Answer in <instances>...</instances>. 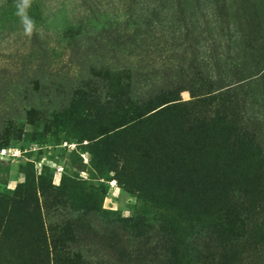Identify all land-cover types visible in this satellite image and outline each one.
Returning a JSON list of instances; mask_svg holds the SVG:
<instances>
[{"label": "rangeland", "instance_id": "1", "mask_svg": "<svg viewBox=\"0 0 264 264\" xmlns=\"http://www.w3.org/2000/svg\"><path fill=\"white\" fill-rule=\"evenodd\" d=\"M209 1L179 0L185 11L179 20H202L203 14L214 8L215 4L206 7ZM223 2L226 25L236 28L237 17L242 21L239 28L249 34L247 43H240L236 49L247 60L245 64L238 62L240 70H236L246 78L264 64V0H218L220 5ZM122 4L134 8V14L131 16V9L126 8L118 12ZM156 5L159 9L154 13ZM168 7L163 0L158 4L156 0H32L27 14L35 26L27 35L17 15L16 0H0V196H22L27 192L22 188L25 181L47 192L60 187L71 190L78 183L75 192L82 191V197L85 192L86 200L74 196L71 201L76 208L68 203L54 205L56 215L51 214L45 229L50 223L55 226L62 214L71 226L73 243H80L83 251L89 247L88 255L104 244L99 235L92 240L88 229L91 223L98 229L104 226L103 215H98L101 210L129 224L133 237L143 230L146 237L152 236L155 228L146 224L144 217L168 210L178 222L174 228L179 242H185L184 228L190 224L187 218L196 210L194 199L201 188L191 165L204 150L194 142V133L201 126L193 122L191 112L164 114L157 131L150 130L156 121L138 128L127 123L114 130L105 121L111 110L105 109V100L137 102L145 97L152 81L167 85L184 80L171 70L159 72L157 68L170 62V54H174L175 65L183 63L182 58L190 61L192 51L185 53L180 47L185 43L183 37L192 48L196 45V32L184 36L183 27L179 33L171 29L174 26L167 16ZM125 29L136 35L134 44L121 51L124 47L118 48L115 35ZM225 34L227 39L229 31ZM256 60L259 64L254 63ZM126 66L130 68L127 74H116ZM243 85L238 98L247 103L242 111L264 116V80L253 79ZM180 97L183 101L193 99L186 91ZM75 116L85 121L75 122ZM259 141L264 146V136ZM240 143L245 147L254 144ZM178 150L188 158V165L176 171L180 157L174 153ZM40 192L37 189V196ZM207 213L216 219V209L211 207ZM25 218L31 222L30 217ZM5 221L0 208V231ZM14 222H9L8 235L6 239L0 236V243L16 250L32 235L29 226L20 228ZM213 238L201 247L220 239ZM231 244L223 245L230 252L229 264H251L241 261L247 258L244 248ZM253 255L249 253L250 258ZM260 256L264 260V253Z\"/></svg>", "mask_w": 264, "mask_h": 264}, {"label": "trees", "instance_id": "2", "mask_svg": "<svg viewBox=\"0 0 264 264\" xmlns=\"http://www.w3.org/2000/svg\"><path fill=\"white\" fill-rule=\"evenodd\" d=\"M156 1L158 4L161 0ZM163 2L169 4L167 16L172 19L174 26L171 29L179 33V28L183 27L182 30L186 33L184 36L194 32L197 34L194 37L195 48L186 44L187 37H183L185 43L180 44L185 53L192 51L189 62L186 57L182 58L183 63L175 65L172 61L174 54H170V62L157 66L159 72L171 70L184 80L167 85L152 81L146 88L145 97L137 102L122 103L112 98L105 100V109H111L107 113L109 119L105 121L114 126L112 130L127 123H131L132 128H138L156 121L150 130L157 131L161 124L159 118L178 110L191 112L193 122L196 121V125L201 126V130L194 133L196 136L193 139L197 147L204 151H199L200 156L191 165L201 189L194 199L196 210L187 218L190 224L184 228L185 242H179L174 228V224L178 222L168 210L144 217V222L155 228L152 236L148 237L144 230L133 237L129 232V224L119 218L108 217L101 210L98 215H103L104 226L98 229L91 223L88 229L92 240L99 235L104 244L97 247L95 253L88 255L89 247H86L87 251H83L80 243H73L70 238L73 235L71 226L66 224L64 217L61 218L62 214L54 222L55 226L50 223L45 229V223L56 215L52 209L54 205L65 206L68 203L76 208L71 201L74 196L79 200H86L88 195L85 192L83 197L82 191L79 194L75 192V185L78 183H74L71 190L64 191L60 187L47 192L39 185L34 187L30 181H25L22 188H27V192L22 196L15 193L12 196H0V208L4 211L6 220L0 236L6 239L8 224L14 220L13 225L20 228L29 226L32 238L16 250L0 243V264H229L227 253L230 252L223 246L229 241H232L231 246L235 248H244L247 258H242L241 261L264 264L260 256L264 253V146L259 141L264 136V116L243 112L242 106L247 102L238 98L244 83L253 79L264 80V64L251 76L243 78L238 75L240 68L237 63L245 64L247 60L240 57V51L236 49L240 47V43H247L249 34L239 28V22L242 21L237 17H234L236 28L229 23L226 25L222 18L224 5L226 6L224 2L220 5L218 0H210L206 7L215 4L211 13L203 14L202 20L193 17L188 22L179 20L185 15L179 0ZM200 5L202 3L199 7ZM125 8L128 11L131 9L122 4L117 11L121 12ZM157 9L159 5L152 11L156 13ZM130 11L132 16L134 8ZM130 20H126V25ZM227 31L229 35L226 39ZM135 35L127 29L118 32L115 35L118 48L123 46L121 51L127 50L134 44ZM258 61L254 63L259 64ZM127 70H130L129 66L123 67L121 72L118 70L116 74H127ZM92 77L100 80V76ZM185 91L193 98L191 101H183L180 97ZM73 120L85 121L79 116H75ZM248 129L254 132L247 133ZM242 140L254 144L245 147L240 143ZM174 154L180 157L176 163L179 166L176 171L182 166L186 169L188 158L185 154H181L179 150ZM173 163L169 161V165L172 166ZM39 188L41 192L37 196ZM256 195L259 197H255ZM232 201H235V205ZM211 207L217 210L215 220L207 213ZM25 216L30 217L31 222ZM214 236L222 240L218 239L211 246L201 247L202 243L213 241ZM203 252L208 254L203 255ZM250 252L254 254L253 258L249 257Z\"/></svg>", "mask_w": 264, "mask_h": 264}, {"label": "clouds", "instance_id": "3", "mask_svg": "<svg viewBox=\"0 0 264 264\" xmlns=\"http://www.w3.org/2000/svg\"><path fill=\"white\" fill-rule=\"evenodd\" d=\"M31 2L32 0H16L17 15L20 17L27 35L32 34L35 26L34 20L27 14V9L31 6Z\"/></svg>", "mask_w": 264, "mask_h": 264}]
</instances>
